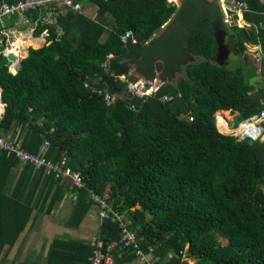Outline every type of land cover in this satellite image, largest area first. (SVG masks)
<instances>
[{"label": "trees", "instance_id": "trees-1", "mask_svg": "<svg viewBox=\"0 0 264 264\" xmlns=\"http://www.w3.org/2000/svg\"><path fill=\"white\" fill-rule=\"evenodd\" d=\"M87 1L97 7L93 18L83 10L58 8L54 23H37L34 35L47 30L45 43L28 48L16 73L8 71L0 54L5 104L0 134L11 133L32 153L47 140L45 157H66L84 183L71 186L68 177L44 175L25 163L6 192L9 174L19 163L0 151V264L9 262V250L33 215L52 212L66 193L72 197L65 221L69 227H77L97 204L93 196L111 208L96 234L103 247L121 235L113 213L128 218L137 246L116 245L112 264L138 259L137 249L159 257L156 264H188L187 259L264 264V139L223 134L214 115L236 112V126L264 106V1L233 0L242 3L247 25L238 26L232 15L225 42L241 58L247 44L259 46L257 74L254 67L246 76L240 68L229 70L214 61L217 44L204 18L186 46L197 61L186 64L175 83L157 84L153 96L145 97L123 93L124 83L117 79L114 86L122 93L111 101L104 98L108 91L102 79L110 73L109 55L125 51L121 36L130 30L137 43H144L176 5L167 0ZM37 14L30 13L31 20ZM255 75L259 87L256 80L249 82ZM163 95L170 99L162 101ZM223 114L219 120L227 119ZM93 249L88 240L55 236L43 264H83Z\"/></svg>", "mask_w": 264, "mask_h": 264}, {"label": "built area", "instance_id": "built-area-1", "mask_svg": "<svg viewBox=\"0 0 264 264\" xmlns=\"http://www.w3.org/2000/svg\"><path fill=\"white\" fill-rule=\"evenodd\" d=\"M175 4H178L181 0H172ZM223 9L226 15V20L228 22L232 21V15L235 14V21L237 25L243 26L246 25L242 17L243 5L242 3L235 2L230 0L226 2L222 0ZM69 7L73 10H80L81 5L75 0H15L13 2H7L5 0H0V54L6 59H12L9 57V52L13 53L15 58L9 65V69H15V65L18 61L20 54L16 53V50L21 49V46H18L17 40H25L26 35L30 30H34L37 22L40 23H51L54 21V10L57 7ZM38 10V15L34 20H31L29 13ZM15 17L12 22L11 18ZM10 21V22H9ZM241 24V25H240ZM27 27H23L26 26ZM46 30L44 31V33ZM60 33V30H58ZM131 35L130 31H127L124 35L121 36V41L124 44L126 37ZM39 38V37H35ZM259 50V46H258ZM124 83L123 93L134 96L137 93L142 94L145 97L151 95V88L157 83H150L149 81L141 77H132L129 78L125 75L116 76ZM116 95H113L109 92H106L104 98L107 101H111L115 98ZM162 99L168 100L170 96H163ZM192 117L188 116V120H191ZM264 132V108L261 109L258 113L249 116L248 118L239 122L235 127V136L238 139H250V140H259ZM48 145V141L45 140L41 146V151L38 154L29 153L23 150L19 142H14L7 140L3 137H0V149L6 151L8 154L15 155L23 163H31L37 168H41L45 174H53L54 176H64L70 179L71 186L77 188L84 185L83 178L80 172L71 169L66 163V157H62L58 161H52L47 159L43 152L45 151ZM93 198L97 202L98 214L100 218H107L112 210L107 205L104 199H99L95 196ZM117 212L113 213V216L118 220L121 227V235L117 241H112L103 247L102 242L97 241L94 243L95 247L92 250V254L88 257L87 262L83 264H112L113 259L111 256V251L118 244L123 246H137L136 240L137 235L134 231L130 230L127 227L128 221ZM150 252L152 249H149ZM136 254L138 260L141 263L145 264H156V261L159 260V257L152 255V253L145 254L140 249H137Z\"/></svg>", "mask_w": 264, "mask_h": 264}, {"label": "water", "instance_id": "water-1", "mask_svg": "<svg viewBox=\"0 0 264 264\" xmlns=\"http://www.w3.org/2000/svg\"><path fill=\"white\" fill-rule=\"evenodd\" d=\"M204 18L210 21L217 44L214 61L220 65L224 64L229 55L225 42L227 35L231 33V26L226 20L222 0H181L171 17L148 40L140 44L128 35L124 44L125 51L108 58L107 66L113 75L102 79L107 91L115 95L119 93L114 86V75L132 74L150 83H174L186 64L197 61L196 56L190 53L186 46L192 32ZM41 36L44 38L43 34ZM43 44L44 42L38 47ZM8 55L12 59L15 58L11 52ZM23 58L17 62L16 68L21 66ZM249 82L251 83L250 79ZM1 92L0 86L3 113L5 104Z\"/></svg>", "mask_w": 264, "mask_h": 264}, {"label": "rangeland", "instance_id": "rangeland-1", "mask_svg": "<svg viewBox=\"0 0 264 264\" xmlns=\"http://www.w3.org/2000/svg\"><path fill=\"white\" fill-rule=\"evenodd\" d=\"M225 1L228 2L229 0H225ZM39 39L40 42L33 41L34 43L33 44L30 43L28 47L35 48L40 46L42 44V39L41 37ZM244 55L245 56L241 58L240 56L234 53H229L226 62L224 63L225 67L229 70H235L237 68H240L242 73L246 76L251 74V68L254 67L256 74L259 57H260V54L258 52V46L248 45ZM12 61H13L12 59H9V63H11ZM179 75L181 74H178L176 79L179 77ZM254 84L256 87L261 86L260 82H255ZM111 94L115 95L114 93ZM221 111L223 112L220 113H224L223 115H225L223 118H227V119H223L220 122L221 123L220 129L227 132L220 131L219 127L218 130L223 134H229L233 136L235 134V127H236L234 126V116L236 112H230V110L227 111L221 110ZM217 114H218L217 112L214 113L216 118V125L218 124ZM7 134H5L7 135L6 137H10L11 133H7ZM262 139H264V134L259 140ZM12 172L9 174L8 182L6 184L11 182ZM69 203L70 200L66 199L64 202H61L58 206H56L52 212L48 214L46 213L37 214L35 219L36 221L35 225L25 232L24 240L22 241V243L18 241V243L14 247H12L11 250L9 251V255L7 256V258H9L8 259L9 262L12 260L15 264H18L20 262H31V261L33 262V260L36 259L37 252H41L37 256V260L43 262L44 258L42 257V254H44L45 250H41L40 247L42 246L44 249L46 247L45 244L48 243L53 237L57 235L68 236V237L74 236L84 239H93L95 237L96 222H97L94 216L92 218L93 220L91 221H88L87 220L88 218L87 219L84 218L82 222L79 224V226L76 228L69 227L68 225H66L65 219L68 213L70 212ZM122 216L125 218L126 221L128 220L126 215H122ZM218 240L222 244L226 243V240L221 237H218ZM187 261L188 264H194V261L192 259H187ZM135 264H138V261H136Z\"/></svg>", "mask_w": 264, "mask_h": 264}, {"label": "crops", "instance_id": "crops-1", "mask_svg": "<svg viewBox=\"0 0 264 264\" xmlns=\"http://www.w3.org/2000/svg\"><path fill=\"white\" fill-rule=\"evenodd\" d=\"M168 2H173L172 0H167ZM262 1H264V0H262ZM77 2H79L80 3V5H81V9L80 10H83L84 11V13L85 14H87L88 16H90V17H94L95 15H96V5H94V4H92V3H90L89 1H87V0H82V1H77ZM174 3V2H173ZM176 6H177V4H175ZM58 8H69V7H57L55 10H54V21L53 22H51V23H41V24H52V23H54L55 22V17H56V13H57V9ZM70 9H72V8H70ZM73 10V9H72ZM37 13H38V10H35ZM35 11H33V12H35ZM32 13V12H31ZM30 14V13H29ZM38 15V14H37ZM108 19H109V17H108ZM109 21H110V19H109ZM38 23V22H37ZM40 23V22H39ZM229 24L231 23V22H228ZM37 25V24H36ZM231 26V25H230ZM23 27H27V25L26 26H23ZM35 28V27H34ZM45 31V30H44ZM130 31V30H129ZM131 32V31H130ZM44 35V38L41 36V35ZM46 34H47V30H46V32L44 33V32H41L39 35H37V36H35L34 35V30H30V32L26 35V40H21L22 42H25V43H27V45H26V47L25 48H21L20 49V56L18 57V61L22 58V57H25L26 55H27V52H28V45L31 43V44H33L34 42V40H37V39H39L40 37H41V39H42V42H44L45 43V36H46ZM213 35V34H212ZM131 37H132V40L134 41V42H137L136 41V39L133 37V35H132V33H131V35H130ZM35 37H39V38H35ZM33 39V40H32ZM32 40V41H31ZM40 40V39H39ZM17 42H18V40H17ZM125 44V43H124ZM248 45H251V44H247V46ZM247 46H246V48H247ZM252 46V45H251ZM34 48V47H33ZM216 52H217V50H216ZM258 52H259V50H258ZM229 53H230V50H229ZM245 53V52H244ZM260 54V53H259ZM110 56H113V55H109V57ZM215 56H216V54H215ZM245 55L243 54V56H242V58L244 57ZM108 57V58H109ZM215 58V57H214ZM260 58L261 57H259V60H260ZM7 60V69H8V71L9 72H11V73H16L17 72V70L19 69V67L18 68H16L17 67V63H16V65H15V69L13 70V69H9V65H10V63H9V60L8 59H6ZM17 61V62H18ZM107 61H108V59H107ZM107 63V62H106ZM259 63V62H258ZM108 67V66H107ZM259 70H260V67L259 66H257V71H256V74L259 72ZM109 74L107 75V76H111V75H113V73L109 70ZM116 76H120V75H114V82L118 79V78H115ZM125 76H127V77H137V76H135V75H132V74H130V75H125ZM251 78V77H250ZM251 83L253 82V81H255V82H260L261 83V81H260V79H258V75H255V76H253L251 79ZM121 81V80H120ZM175 81H176V79H175ZM175 81H174V83H175ZM254 82V83H255ZM162 85V84H165V83H159V82H157V83H155L154 85H153V87H155L156 85ZM151 95L150 96H148V97H151V96H153V88H151ZM255 90H252L251 92H254ZM119 93H122V91L121 90H119ZM163 96H166V95H163ZM163 96H161L160 97V99L162 100V101H165L164 99H162V97ZM115 97H117V96H115ZM106 100V99H105ZM107 101V100H106ZM263 108H264V106H263ZM262 108V109H263ZM2 111H0V118L2 117V114L3 113H1ZM256 114V113H255ZM253 115V114H252ZM8 135V134H7ZM7 135H5V134H0V137H3V138H5V139H7V140H10V141H14V142H19V145H20V147L23 149V150H25L23 147H22V145H21V140L19 139V138H16V137H12L11 135L12 134H10V137H5V136H7ZM44 143V142H43ZM43 143H42V145H43ZM41 145V146H42ZM48 145H49V143H48ZM48 145H47V147H48ZM41 146H40V149H39V151L37 152V153H33V154H38V153H40V151H41ZM47 147H46V149H47ZM45 149V150H46ZM0 151H3V152H5V154L6 155H13V154H8L6 151H4V150H2V149H0ZM25 151H27V150H25ZM27 152H29V151H27ZM29 153H32V152H29ZM44 153H45V151L43 152V155H44ZM17 160H18V163H19V165L17 166V167H15V168H13L12 170H11V172H12V179H11V182L10 183H8L7 185H6V189H5V191L6 192H10L11 191V189H12V186H13V183H14V181H15V179L17 178V176H18V174H19V171H20V168H21V166L23 165V164H25V163H23V162H21L15 155H13ZM45 156V155H44ZM31 164V163H30ZM33 165V164H32ZM34 166V165H33ZM35 167V166H34ZM35 168H37V167H35ZM38 169H41V168H38ZM42 170V169H41ZM10 172V173H11ZM42 172H43V174L44 175H51V174H45L44 173V171L42 170ZM54 176V175H53ZM9 178V177H8ZM7 182H8V180H7ZM66 199H69L70 200V203H69V205H70V209H71V200H72V197H71V194L70 193H66L65 195H64V197L62 198V200L56 205V206H58L61 202H64ZM95 207V208H94ZM96 207H97V209H96ZM93 208V209H92ZM92 209V210H91ZM54 210V209H53ZM52 210V211H53ZM69 214V213H68ZM36 216L37 215H33V217H32V219L28 222V224L26 225V227H25V229L21 232V234L19 235V237H18V239L16 240V243L14 244V246L18 243V241L19 242H21L22 243V241L24 240V235H25V232L28 230V229H30V228H32L34 225H35V223H36V221H35V219H36ZM68 216V215H67ZM67 216H66V218H67ZM93 216L95 217V220L97 221L96 222V230H95V237L93 238V239H84V238H80V237H74V236H71L72 238H79V239H83V240H88V241H90L91 242V244H93V245H95L94 243H96L97 241H100V240H97L96 239V234H97V230H98V226H99V223H100V216H99V214H98V206H97V204H95V205H93L88 211H87V213L85 214V216L83 217V219L85 218V219H87L88 221H91V220H93L92 218H93ZM98 216V217H97ZM82 219V220H83ZM65 221H66V219H65ZM82 222V221H81ZM80 222V223H81ZM79 226V225H78ZM77 226V227H78ZM73 228H76V227H73ZM36 232H37V230H36ZM34 233H35V231H34ZM57 236H60V235H57ZM52 240V239H51ZM50 240V241H51ZM50 241L48 242V243H46L45 244V248L43 249V247L41 246L40 247V249L41 250H45L44 251V254H42V257L45 259V255H46V252H47V249H48V246H49V243H50ZM101 242V241H100ZM13 246V247H14ZM95 247V246H94ZM10 251V250H9ZM39 253H41V252H37V256L39 255ZM9 255V253L7 254V256ZM34 255H35V252H34ZM37 256H36V259L35 260H33V262H35V263H37V264H43V262H41V261H39V260H37ZM41 256V255H40ZM39 256V257H40ZM7 259H9V258H7ZM43 259V260H44ZM87 260H88V258H87ZM136 261H138V264H141V262L137 259V258H135L134 260H132L131 262H129V263H127V264H135V262ZM32 262V261H31ZM87 262V261H86ZM9 262H7V264H8ZM21 263V262H20ZM85 263V262H84Z\"/></svg>", "mask_w": 264, "mask_h": 264}, {"label": "bare ground", "instance_id": "bare-ground-1", "mask_svg": "<svg viewBox=\"0 0 264 264\" xmlns=\"http://www.w3.org/2000/svg\"><path fill=\"white\" fill-rule=\"evenodd\" d=\"M26 40V39H25ZM33 40V39H32ZM34 41H36V42H40V40L39 39H37V40H34ZM18 46H21V48H25L26 47V45H27V43H25V42H22L20 39H18ZM17 54L19 53L20 54V51L19 50H16L15 51ZM2 107V104L0 103V108ZM220 112H223V111H219V112H217L218 114H220ZM217 114V115H218ZM223 119H221V120H219V118H218V116H217V122H218V127H219V129L221 128V121H222ZM227 126V125H226ZM220 131H222V132H227V131H223L222 129H220Z\"/></svg>", "mask_w": 264, "mask_h": 264}, {"label": "clouds", "instance_id": "clouds-1", "mask_svg": "<svg viewBox=\"0 0 264 264\" xmlns=\"http://www.w3.org/2000/svg\"><path fill=\"white\" fill-rule=\"evenodd\" d=\"M264 134V133H263Z\"/></svg>", "mask_w": 264, "mask_h": 264}]
</instances>
